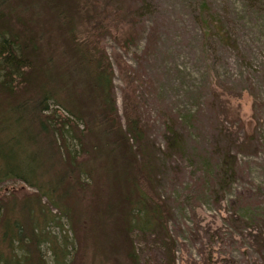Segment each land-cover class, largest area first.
Returning a JSON list of instances; mask_svg holds the SVG:
<instances>
[{
	"label": "rangeland",
	"instance_id": "374dc122",
	"mask_svg": "<svg viewBox=\"0 0 264 264\" xmlns=\"http://www.w3.org/2000/svg\"><path fill=\"white\" fill-rule=\"evenodd\" d=\"M9 1L10 8L1 10L7 12L12 32L28 45L30 63L20 72L11 67L2 70L0 65V84L11 86L0 87V111L17 99L32 101L41 96L45 61L58 81L61 74L77 85L75 90L66 87L76 92L69 96L71 102L93 115L86 102L93 97L86 79L76 83L68 63L71 30L67 25L73 20L79 39L92 46L98 36L114 65L117 121L129 138L127 146L134 147L137 165L148 160L152 168L153 188L143 177L140 181L168 207L167 241L174 242L175 264L260 262L264 253V0H100L103 29L97 26V0H68L67 5L66 0ZM56 4L68 7L66 20H59ZM65 95V90H59L61 99ZM59 113L66 115L63 108ZM127 115L136 117L140 125L138 138L128 132ZM77 129L92 144V134L82 133L83 126ZM173 136L180 142L178 148L172 144ZM143 147L146 156L139 153ZM60 152L69 156L66 148ZM118 153L124 159L123 152ZM98 158L94 180L83 177L86 186H75L61 208L48 197L41 199V193L23 181L0 184L3 217H15L14 210L10 212L13 204L27 201L34 202L37 213L43 209L49 215L47 223L40 221L42 242L30 237L27 241L33 262L42 256L46 264H134L123 240L117 238V221L105 225L98 220L97 210L107 203L104 199L116 200L120 195L111 178L118 173L117 166L108 164L106 155ZM225 163L231 166L225 169ZM26 224L33 228L32 222ZM103 230L116 234L113 247H122L119 254L112 252L111 237L105 238ZM131 235L138 264H170L164 240L157 234L136 231Z\"/></svg>",
	"mask_w": 264,
	"mask_h": 264
},
{
	"label": "trees",
	"instance_id": "16d2710c",
	"mask_svg": "<svg viewBox=\"0 0 264 264\" xmlns=\"http://www.w3.org/2000/svg\"><path fill=\"white\" fill-rule=\"evenodd\" d=\"M67 1L65 5L71 4ZM99 2L100 0H97L95 14L97 13V26L103 29L105 27L104 13L98 12ZM29 5V3L26 4V8ZM4 6L10 8V1L0 0V65L2 70L11 67L20 72L23 66H29L30 60L26 52L29 51V47L12 32L8 25L7 12L1 10ZM54 7L60 12L59 20H66L70 14L68 7H59V4ZM101 9L103 11V8ZM73 24L74 21L71 20L67 25L71 30L68 31L69 50L67 51L70 55L68 63L71 71L77 74L75 76L74 73L76 83H84L82 79H86L88 93L93 95L91 102H86L90 103L89 110L95 116L87 114L84 110L85 106L79 105L78 107L76 103L71 102L69 96L72 98L73 94H76L73 88L77 85L66 82L64 75L61 74L58 75V81L57 77H54L49 62H42L45 81L42 85L41 96L32 101L17 99L14 103L10 102L8 106L5 104L0 111V157L2 155L4 157L0 159V184L9 179L23 181L36 188L41 193V199L44 196L48 197L54 206L61 208L63 198L70 194L75 186H86L81 181L83 177L89 182L94 180L95 157L99 159L98 157L106 155L108 164L112 162L117 166L118 173L111 178H113L112 182L120 187V190H117L120 195L116 200L104 199L107 203L102 209L97 210L98 220L105 225L109 220L117 221L116 227L120 233L117 238L119 241L123 240L127 257L134 264L139 263V256L131 235L136 231L143 234H157L164 240L170 264H175V252L172 251L174 242L167 241L169 236L167 220L170 218L168 207H164L158 198L153 197L140 181L139 177H143L153 188L152 168L148 160L137 165L136 155L132 151L134 147H128L129 138L127 139L117 121V102L113 94L114 65L100 44L99 37L97 36V45L91 46L85 39H79ZM92 31L94 30L91 29L90 32ZM36 50L37 45L33 46L34 53ZM53 85L57 89L52 88ZM0 87L4 90L11 89V86L4 81ZM66 87H71L72 92ZM59 90H65L67 94L65 99L59 97ZM82 100L84 99L81 98L80 101ZM61 108L65 110V116L59 113ZM127 117L129 134L138 138L142 135V131L136 117L133 118L130 115ZM80 126H83L82 133L87 132L95 138L92 139V144H89L83 134L76 131ZM94 129L97 131L95 132ZM97 133L99 138H97ZM171 140L174 148L180 146L176 137L173 136ZM63 148L67 149L69 155L67 158L60 152ZM121 151L124 159L119 158L118 152ZM145 152L144 147L143 150L139 149L140 154L145 155ZM83 156L86 157L84 160L81 159ZM61 157L63 159L59 160ZM228 165L231 166V164ZM228 165L225 169H228ZM124 185H128L126 189L121 188ZM114 190L116 191L115 188ZM40 201L36 200L38 203ZM33 204L34 202L31 201L22 205L14 203L10 212L14 210L15 217L11 214L3 217V207L0 206V217H3L0 219V264H46L42 256L40 260L33 262L30 248L27 246L29 237L36 242H42L40 240L42 222L40 221L47 223L49 218L43 209H40L42 215L37 213ZM17 210L19 213H16ZM37 214H40L39 218ZM27 222H32L33 228L27 227ZM103 231L105 238L110 235L112 248L113 242L117 240L113 239L116 234ZM123 243L118 242L119 247ZM3 244L6 245V249H1ZM121 250L122 247L119 249L113 247L112 252L119 254ZM55 253L59 263L58 256L60 255L58 252ZM256 264H264V253H261V261Z\"/></svg>",
	"mask_w": 264,
	"mask_h": 264
}]
</instances>
